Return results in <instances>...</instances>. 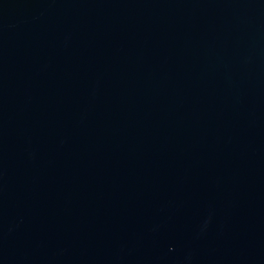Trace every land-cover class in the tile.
<instances>
[{"label": "water", "instance_id": "water-1", "mask_svg": "<svg viewBox=\"0 0 264 264\" xmlns=\"http://www.w3.org/2000/svg\"><path fill=\"white\" fill-rule=\"evenodd\" d=\"M0 264H264V0H0Z\"/></svg>", "mask_w": 264, "mask_h": 264}]
</instances>
